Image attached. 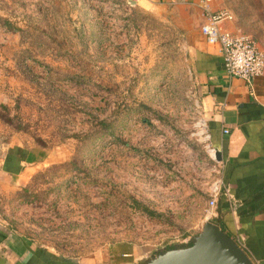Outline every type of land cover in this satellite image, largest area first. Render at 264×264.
<instances>
[{
	"label": "rangeland",
	"instance_id": "1",
	"mask_svg": "<svg viewBox=\"0 0 264 264\" xmlns=\"http://www.w3.org/2000/svg\"><path fill=\"white\" fill-rule=\"evenodd\" d=\"M104 3L110 5L104 9L111 11L107 16L114 20L121 18V13L115 11L119 5L116 0L89 2L98 6ZM3 7L7 12L0 17V27L25 36V14L14 12L10 5ZM73 16L68 13L60 19L68 20L71 26ZM123 18L126 21L129 18L124 29L130 43L122 60L106 62L104 53H99L97 60H88L86 46L77 51L78 45H71L70 50L63 45L77 58L71 65L66 61L52 63L42 54V14L35 8L33 16L28 14L27 18V23L34 27L28 49L33 59H28L27 65L25 47L17 52L21 77L14 78L16 83L7 94L13 98V104H0V158L7 148L20 144L27 149L44 147L75 152L65 163L74 160L75 173L69 166L51 170L50 178L39 180L30 188L40 199L47 194L46 200L51 197L56 204V212L50 216L54 220L45 233L57 250L42 247L36 253L39 260L47 263L143 264L151 254L132 256L125 263L127 257L121 254L124 253L121 247L128 244L138 247L145 233L141 216H135L128 206L131 200L140 202L146 192L123 187L121 183L113 187L106 179V161L112 148L116 155L126 147L145 150L153 159L158 154L155 139L161 137L163 165L171 166L170 133L183 132L199 94L185 58L187 48L181 41L182 32L174 27L177 16L135 10L128 16L124 13ZM59 32L62 35L67 32L72 38L75 34L64 25ZM117 34L115 30L114 36ZM254 46L264 54V44ZM1 68H7L4 62H0ZM154 121L162 126L154 125ZM9 167L14 168L13 162ZM12 183L0 172V219H10L24 233V224L17 226L12 218L20 206L31 205L21 202L19 196L27 185L11 189ZM155 192L153 188L147 193L153 196ZM146 207L161 213L155 204ZM43 224L39 222L38 227ZM173 241L187 242L179 238L164 244L169 247ZM4 254L2 251L0 256L3 258ZM17 261L14 257L13 262Z\"/></svg>",
	"mask_w": 264,
	"mask_h": 264
},
{
	"label": "crops",
	"instance_id": "2",
	"mask_svg": "<svg viewBox=\"0 0 264 264\" xmlns=\"http://www.w3.org/2000/svg\"><path fill=\"white\" fill-rule=\"evenodd\" d=\"M90 1L0 0V17H5L3 14L7 12L3 6L10 5L9 8L13 7L14 12L25 14L26 25L25 36L0 27V62L7 66L6 69H0V104H13V98L7 94L16 83L14 78L21 77L17 52L25 47L26 64L28 59H33L28 49L32 45L34 27L27 23V18L28 14L33 16L35 8L42 14L40 28L44 59L52 63L66 61L70 65L77 58L69 51L71 45L80 46L77 51L86 46L88 60H97L99 53H104L102 55L106 62L122 60L130 43L124 29L129 18L124 20V13L128 16L131 11L138 10L176 15L174 27L182 32L181 41L187 48L185 58L188 59L191 78L198 90L212 144L220 154L224 184L230 194V198L219 199L217 221L254 264H264V73L251 82L228 78L218 46L207 44L200 33L205 10L213 13L224 11L231 14L232 20L222 23L221 30L243 34L250 38L253 45L264 44V0H125V3L124 0H116L119 5L115 6V11L122 15L117 20L106 15L111 12L104 10L110 6L108 3L98 6L89 4ZM68 13L74 15L71 26L68 20L60 19ZM63 25L72 29L75 33L73 38L66 35L67 32L64 36L59 32ZM115 30L116 34L118 31L116 36ZM63 45L69 50L63 49ZM80 53L77 52V55ZM158 122L154 121V125ZM174 135L176 133H170V137ZM155 141L158 154L153 159L145 150L135 151L126 147L119 149L116 155L112 148L106 161V179L113 187L115 183H121L123 187L145 190L142 200L136 201L144 206L155 204L156 209L163 213H159L163 216L161 220H153L164 226L161 231L144 234L138 244L136 242L138 247L130 244L121 247L126 253L123 255L127 257L125 263L132 256L162 248L160 246L167 240L189 239L197 234L205 222L202 212L205 203L199 183L192 179L189 169H185L181 175L173 172L170 177L167 176L166 173L177 168V164L168 167L163 165V144L159 143V139ZM192 146L195 157L206 161L200 148ZM74 153L44 147L27 149L20 144L7 148L0 158V172L13 182L14 188L11 189H17L18 186L28 185L38 173L52 167L64 169L62 165ZM172 156L173 159L177 158ZM10 162H13L14 168L9 167ZM72 171L75 173V170ZM45 175V179L50 176L49 172ZM153 188L156 192L152 196L147 192ZM46 198L39 204L18 208L12 219L17 226L24 224V233L9 222L10 219H0V240L5 236L0 241V253H5L3 258L0 256V264H51L36 256L42 247L57 250L45 233L48 225L52 224L50 221L54 220L50 216L53 217L52 214L56 212V204L51 202V197L48 200ZM144 219L149 218L141 216V220ZM41 221L44 224L38 227ZM19 256L28 258L25 260ZM14 257L18 258L17 263L13 262Z\"/></svg>",
	"mask_w": 264,
	"mask_h": 264
},
{
	"label": "built area",
	"instance_id": "3",
	"mask_svg": "<svg viewBox=\"0 0 264 264\" xmlns=\"http://www.w3.org/2000/svg\"><path fill=\"white\" fill-rule=\"evenodd\" d=\"M231 20L232 16L228 12L213 13L205 10L200 33L207 44L218 46L228 78L251 82L260 78L264 73V54L252 44L249 37L220 29L222 23ZM193 109L194 112L188 120L186 119V122H188L182 128L183 132L180 131L176 133V136L171 137L172 164H177V168L174 167V170H170L171 172L169 171L166 175L170 177L173 172L181 175L185 169L190 170L193 175L192 179L199 183V191L204 197L205 205L202 212L203 220L206 222L218 219L217 204L219 199L221 197L230 198V194L224 184L223 166L221 161L217 160L218 151L212 144V135L199 99L193 104ZM142 129L141 127V131ZM224 133L228 132L224 131ZM160 138H158L159 143L162 144ZM116 139L118 140L119 137H116ZM114 145V138H112L110 146L113 147ZM192 145L200 148L206 156V161H201L195 157ZM172 155L177 156V158L173 159ZM143 222L142 230L145 231L144 234L157 233L164 227L161 223L150 219H144ZM187 240L184 239L182 242ZM175 243L171 242L169 247L166 244H160V247L171 248L177 244Z\"/></svg>",
	"mask_w": 264,
	"mask_h": 264
},
{
	"label": "water",
	"instance_id": "4",
	"mask_svg": "<svg viewBox=\"0 0 264 264\" xmlns=\"http://www.w3.org/2000/svg\"><path fill=\"white\" fill-rule=\"evenodd\" d=\"M220 160V154H217ZM143 264H254L239 244L220 228L217 220L204 222L185 245L153 251Z\"/></svg>",
	"mask_w": 264,
	"mask_h": 264
},
{
	"label": "trees",
	"instance_id": "5",
	"mask_svg": "<svg viewBox=\"0 0 264 264\" xmlns=\"http://www.w3.org/2000/svg\"><path fill=\"white\" fill-rule=\"evenodd\" d=\"M62 166H69L70 168L72 167L73 170H76V165H75V161L73 160L72 162H70V164L68 165H62ZM59 168V167H58ZM56 166L52 167L50 170L43 172V173H38L35 178L26 186V188L22 191V193L19 195L20 198L23 200L21 202L26 203V204H39L43 201L44 198L47 197V194L43 197V198H39V194H33L34 192H32L31 189L34 188V186L36 184H38L37 182L40 180L41 182H43V180H45V174H47L51 170H56L58 169ZM60 169V168H59ZM45 184V183H43ZM31 188V189H30ZM129 209L131 210V212L135 215V216H146L149 219H156V220H161L163 218L162 215H160L159 213L150 210L148 207L140 204L139 202H137L136 200H131L130 204H129ZM221 230L224 231L222 229V227L220 226ZM225 232V231H224ZM226 233V232H225ZM227 234V233H226ZM228 235V234H227ZM229 236V235H228ZM230 237V236H229ZM5 236L1 238L0 241L4 240ZM231 238V237H230ZM123 252V251H122ZM122 255L126 254V253H121Z\"/></svg>",
	"mask_w": 264,
	"mask_h": 264
},
{
	"label": "flooded vegetation",
	"instance_id": "6",
	"mask_svg": "<svg viewBox=\"0 0 264 264\" xmlns=\"http://www.w3.org/2000/svg\"><path fill=\"white\" fill-rule=\"evenodd\" d=\"M180 245H185V243H182V244H180Z\"/></svg>",
	"mask_w": 264,
	"mask_h": 264
}]
</instances>
